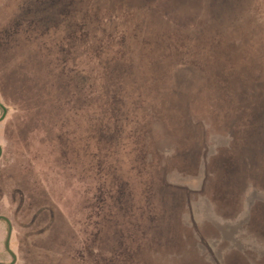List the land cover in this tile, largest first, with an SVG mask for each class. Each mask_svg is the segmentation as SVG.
I'll list each match as a JSON object with an SVG mask.
<instances>
[{
  "label": "rangeland",
  "instance_id": "374dc122",
  "mask_svg": "<svg viewBox=\"0 0 264 264\" xmlns=\"http://www.w3.org/2000/svg\"><path fill=\"white\" fill-rule=\"evenodd\" d=\"M0 102L16 264H264V0H0Z\"/></svg>",
  "mask_w": 264,
  "mask_h": 264
},
{
  "label": "water",
  "instance_id": "95a60500",
  "mask_svg": "<svg viewBox=\"0 0 264 264\" xmlns=\"http://www.w3.org/2000/svg\"><path fill=\"white\" fill-rule=\"evenodd\" d=\"M0 108L2 109L3 113L0 116V123L3 122L8 114V108L5 107L1 102H0ZM2 146L0 145V158L2 156ZM5 221L8 224V233H7V237L5 240V249L7 250V252L11 255L12 257V261L10 263H3L0 262V264H16L17 262V255L15 254V252L11 249V239H12V233H13V225L11 220L4 215H0V221Z\"/></svg>",
  "mask_w": 264,
  "mask_h": 264
},
{
  "label": "crops",
  "instance_id": "0c3cea01",
  "mask_svg": "<svg viewBox=\"0 0 264 264\" xmlns=\"http://www.w3.org/2000/svg\"><path fill=\"white\" fill-rule=\"evenodd\" d=\"M262 239V238H261ZM261 244H262V241H261ZM257 246V245H256ZM257 253L260 254V256L264 258V245L262 244V246L259 245V251L256 250Z\"/></svg>",
  "mask_w": 264,
  "mask_h": 264
},
{
  "label": "bare ground",
  "instance_id": "6f19581e",
  "mask_svg": "<svg viewBox=\"0 0 264 264\" xmlns=\"http://www.w3.org/2000/svg\"><path fill=\"white\" fill-rule=\"evenodd\" d=\"M233 229H234V227H233Z\"/></svg>",
  "mask_w": 264,
  "mask_h": 264
}]
</instances>
